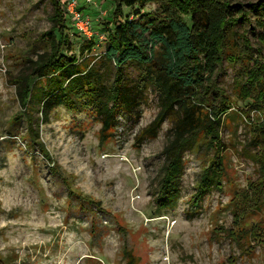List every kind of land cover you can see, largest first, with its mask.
I'll return each mask as SVG.
<instances>
[{"label":"rangeland","instance_id":"374dc122","mask_svg":"<svg viewBox=\"0 0 264 264\" xmlns=\"http://www.w3.org/2000/svg\"><path fill=\"white\" fill-rule=\"evenodd\" d=\"M58 1L65 8V0ZM51 2L0 0V259L9 264H125L126 251L136 264H264V191L257 207L248 209L245 202L248 183L259 177L253 140L264 109L238 99L234 68L226 63L216 81L230 106L221 117V146L212 149L200 138L183 153L171 206L159 208L155 201L171 123L164 121L153 138L140 137L158 111L151 88L134 113L117 117L118 124L103 139L90 110L59 106L41 122L30 108L32 129L49 157L30 144L12 80L26 58L46 50L41 35L51 25ZM113 8L112 0H77L78 12L90 20V35L65 29L71 49L62 54H77L89 40L94 45L88 59L101 54ZM155 8L154 3L123 7L119 19ZM182 17L189 21V15ZM249 28L236 26L250 37ZM126 72L130 78L136 73L131 67ZM217 150L222 158L218 189L195 201L200 174ZM240 211L244 215L236 222Z\"/></svg>","mask_w":264,"mask_h":264},{"label":"trees","instance_id":"16d2710c","mask_svg":"<svg viewBox=\"0 0 264 264\" xmlns=\"http://www.w3.org/2000/svg\"><path fill=\"white\" fill-rule=\"evenodd\" d=\"M49 29L42 33L46 50L26 58L12 82L21 110L26 116L31 145L49 157L32 129L30 108L35 118L47 122L53 109L63 106L79 112L90 110L100 122L102 139L118 124V116H130L151 88L158 102L155 117L141 138H153L164 121L171 126L162 148L164 162L155 191L159 208L171 206L177 197L176 182L183 171V153L202 138L207 146H221V117L230 106L217 84L223 64L234 68L233 84L238 99H248L254 108L264 109V0H112L113 10L105 30L104 50L89 60L93 40L84 43L77 54L70 50L65 29L68 16L58 0H52ZM154 3L153 12L137 11L120 20L124 8ZM183 15H189V21ZM253 17V22H252ZM253 23V24H252ZM240 24L251 25L236 30ZM101 30V29H100ZM88 53V54H87ZM136 73L130 78L126 69ZM216 102L217 104H215ZM253 143L258 149L254 160L259 177L248 183L245 195L248 209L257 207L264 191V120L256 127ZM222 158L217 150L202 170L195 201L222 176ZM244 211L235 214L238 222ZM125 264H136L131 252H124ZM0 264H9L0 259Z\"/></svg>","mask_w":264,"mask_h":264},{"label":"built area","instance_id":"2783aa9c","mask_svg":"<svg viewBox=\"0 0 264 264\" xmlns=\"http://www.w3.org/2000/svg\"><path fill=\"white\" fill-rule=\"evenodd\" d=\"M86 2H91L92 0H85ZM65 10L71 18L73 28L80 34L90 35L91 24L90 20L82 16L77 10V0H65L64 1Z\"/></svg>","mask_w":264,"mask_h":264}]
</instances>
